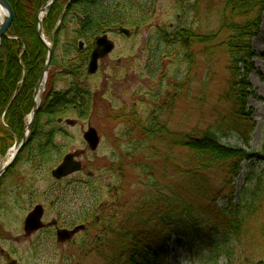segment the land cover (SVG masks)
<instances>
[{
    "label": "trees",
    "instance_id": "16d2710c",
    "mask_svg": "<svg viewBox=\"0 0 264 264\" xmlns=\"http://www.w3.org/2000/svg\"><path fill=\"white\" fill-rule=\"evenodd\" d=\"M9 1L14 9V20L11 32L3 37L0 45L2 155L16 138H23L27 116L33 108L35 86L48 55L38 35L37 19L39 10L48 0ZM130 5L118 0H56L47 10L43 30L54 43L52 65L60 62L63 74L71 82L65 89L48 84L29 141L16 162L25 160L36 168L43 166L61 148L58 134H65L54 122L70 112L81 118L92 112L94 94L83 84V78L89 76L87 63L94 37L107 30H117L119 26L139 29L146 25L149 19L145 11L137 12ZM262 8L264 0L221 1L220 32L226 35L219 45L228 53L230 61L228 89L221 99L233 104L232 111L224 117L226 122L223 119L218 124L205 128L196 126L188 131L170 126L168 117L190 85L188 79L177 81V85L162 96L163 100H153L145 111L138 110L136 105L113 111V119L127 124L122 134L129 141L123 154L114 156L116 161L120 160L118 180L123 176L124 161L131 160L130 164L144 176L143 185L149 190L141 193L133 211L122 220H118L113 193L108 204L100 205L101 218L93 222L92 226L99 225L98 230L91 239L84 237L80 249H90L87 254L95 252L106 258L107 264H168V245L176 235L185 239L190 252L201 253L205 264H219L222 257L232 260L236 246L244 253L246 261L252 262L251 258L264 242V180L262 175L257 176L250 185L236 191L233 178L239 174L242 159H264V146L260 151L247 147L255 130L252 109L248 105L249 74L253 69L252 39L261 30ZM71 25L67 42L60 43V36L68 32ZM156 35L158 42L177 45L183 51L187 72L191 73L194 45L213 48V44L208 43H213L215 37L187 26H161ZM79 39L87 43L84 50L78 48ZM60 47L63 58L58 57ZM43 118L47 119L46 124L42 123ZM231 133L244 144L234 146L226 142L224 138ZM156 145L165 147V152ZM218 167L226 172L227 178L222 187L216 188L210 173ZM156 173H160L161 179L173 181L174 194L182 192L198 197L201 206L185 204L182 212H175L176 207L166 203L163 197ZM88 182L92 185L90 180ZM115 185L117 182L111 188ZM219 199L225 201L223 205L218 204ZM154 218L156 223L152 222ZM64 264L72 263L65 261Z\"/></svg>",
    "mask_w": 264,
    "mask_h": 264
},
{
    "label": "rangeland",
    "instance_id": "374dc122",
    "mask_svg": "<svg viewBox=\"0 0 264 264\" xmlns=\"http://www.w3.org/2000/svg\"><path fill=\"white\" fill-rule=\"evenodd\" d=\"M118 1L131 4L137 12L144 10L149 19L148 23L139 29L124 25L131 29L130 37L119 33L118 30L105 29L116 42L115 51L100 62L97 74L83 78V84L94 94L95 107L92 112L82 118L70 112L60 117L63 119L61 122H54L65 134H58L57 142L61 148L54 152L43 166L36 168L25 160L15 161L1 178L0 264H7L8 257L24 264H64L65 261L72 264H107L106 258L95 252L87 254L90 249H80L83 248L82 240L85 236L91 239L98 230L99 225L94 227L93 222L101 218L100 207L111 201L113 193L117 201L118 220H122L133 211L139 196L148 188L143 185L144 176L139 175V170L130 164L131 160L124 161L123 176L118 180L120 160L116 161L114 156H121L129 141L122 134L127 124L113 119V111L133 105H136L138 110L145 111L153 100H163L162 96L172 90L177 81L187 79L190 85L184 90L182 97L175 104L173 113L168 117L173 129L188 131L196 126L205 128L215 125L232 111L233 104L221 99L228 89L230 78L228 53L219 45L221 38L226 35L225 32H220L222 0ZM135 10L133 11L136 12ZM261 11V30L252 39L253 69L249 74L251 88L248 105L252 109L255 130L247 147L254 151H260L264 146V8ZM161 26H187L201 33L214 34L213 43H208L213 44V48L194 45L192 56L195 57L190 65H193V72H187L183 51L177 45L157 41L156 30ZM72 28L71 25L68 32L60 36V43L67 42V34L72 32ZM81 41H84L83 46L86 47V41L79 39L78 48ZM57 51L58 57L63 58L61 47ZM70 82L71 79L63 74L60 62L52 65L47 88L48 84H51L54 88L65 89ZM68 118L75 119L76 123L67 124L65 120ZM42 123L46 124L47 119L43 118ZM88 125L97 128L101 136L100 146L95 152L90 151L83 138ZM134 138L132 135V139ZM224 140L234 146L244 144L233 133ZM20 141L21 139H17L6 153ZM157 147L161 151L166 150L163 146ZM70 152L79 153L84 169L64 181H56L51 171L61 163L64 155ZM5 157L6 154L2 155L0 152V159ZM158 159L159 156L156 160ZM89 172L93 173L92 177L88 176ZM210 175L216 188L222 187L227 178L221 167L215 168ZM260 175L264 180V159H242L239 174L233 178L235 190H242ZM156 179L160 182L166 203L176 207L175 212H182L181 208L185 204L196 208L201 206L202 201L198 197L182 192L174 194L171 189L173 181L161 179L160 173H156ZM88 180L92 185L88 184ZM116 182L117 185L111 188ZM92 188L97 190L92 191ZM155 190L156 188H153V192ZM217 202L223 205L225 201L219 199ZM37 203L45 207V222L57 218L61 225L68 227L83 222L87 229L68 243H59L56 236L50 232L25 236L24 219ZM106 212L110 213L108 210ZM152 222L157 221L154 218ZM89 224L92 227L90 230ZM86 231H89L88 234H85ZM259 249L251 258L252 262L248 263L244 253L236 246L232 260L222 257L219 264H264V242ZM167 262L205 264L203 255L190 252L185 239L176 235L172 236L168 245Z\"/></svg>",
    "mask_w": 264,
    "mask_h": 264
},
{
    "label": "water",
    "instance_id": "95a60500",
    "mask_svg": "<svg viewBox=\"0 0 264 264\" xmlns=\"http://www.w3.org/2000/svg\"><path fill=\"white\" fill-rule=\"evenodd\" d=\"M56 2V0H48V2L41 7L37 14L38 19V35L40 39L43 41L45 46L48 49V55L44 67L42 69L41 75L36 83L34 96H33V109L28 115V122L25 125V133L24 137L21 142H16L13 148H15V152L13 156L10 158L9 161L6 162L3 169L0 171V178L1 176L7 171V169L14 163L17 156L19 155L22 148L28 142L31 129L33 124L36 120V117L41 109L42 99L45 94L46 90V83L49 74V69L51 65V61L53 58L54 53V44L51 38H46L43 32V19L44 15L47 13V10ZM70 1L65 6L64 12L61 14L59 18V23L63 20L65 10L67 9ZM0 4L5 8L6 14L3 20L0 22V45L1 41L4 36H8L11 32V26L14 20V9L9 0H0ZM119 32L121 34L130 37L132 34L131 29L125 26L119 27ZM80 48L83 47L84 42L81 41ZM116 48V43L113 39H111L107 32L96 36L94 40V48L91 52L90 59L87 65V71L90 75H94L99 70V64L101 59L108 57L111 53L114 52ZM59 121H62L60 118ZM76 122L75 119L68 118L66 119V123L69 125H74ZM84 140L87 142L91 151H96L100 145V135L98 130L90 125L87 130L84 132ZM79 153L77 152H70L67 153L64 157L62 162L52 170V176L56 179H61L63 177L69 176L73 173L79 172L82 170V163L77 157ZM43 213L44 208L42 204H37L34 208L27 214L24 220V232L25 235H30L34 231L41 229L44 226L43 223ZM85 229V224H78L75 227L68 229V228H58L56 237L59 242H65L67 240L72 239L78 232ZM7 264H24L16 259H11Z\"/></svg>",
    "mask_w": 264,
    "mask_h": 264
},
{
    "label": "flooded vegetation",
    "instance_id": "af4514ba",
    "mask_svg": "<svg viewBox=\"0 0 264 264\" xmlns=\"http://www.w3.org/2000/svg\"><path fill=\"white\" fill-rule=\"evenodd\" d=\"M110 31V30H109ZM112 31V30H111ZM86 47H87V43H86ZM94 47V46H93ZM84 46L82 47V49L81 50H84ZM92 50H93V48H92ZM92 50H91V52H92ZM91 52H90V54H91ZM59 121V120H58ZM84 169V168H83ZM83 169H82V171H83ZM8 171V170H7ZM6 171V172H7ZM82 171H80V172H82ZM80 172H78V173H80ZM5 174V173H4ZM3 174V175H4ZM73 175V174H72ZM72 175H69V176H67V177H63V178H61V179H55L56 181H59V182H61V181H64V180H66V179H68L69 177H72ZM88 176H90V177H92L93 176V173L92 172H89L88 173ZM3 177V176H2ZM0 182H1V180H0ZM37 204H41V203H37ZM37 204H35V205H37ZM34 205V206H35ZM43 205V204H42ZM34 206L31 208V210L34 208ZM43 208H44V213H43V223H44V226L41 228V229H39V230H37V231H34L33 233H31L30 235H28V236H31V235H33V234H35V233H38V232H50V233H52L53 235H55L56 236V233H57V229L58 228H68V229H71V228H73V227H75L77 224H75V225H73V226H66V225H61L60 223V220L59 219H57V218H53L52 220H50L49 222H45V216H46V210H45V207H44V205H43ZM30 210V211H31ZM29 211V212H30ZM28 212V213H29ZM27 213V214H28ZM83 222H81V223H78V224H82ZM84 224V223H83ZM86 225V224H85ZM87 227V226H86ZM82 233V232H81ZM80 234V232L79 233H77L72 239H70V240H67V241H65V242H61V243H68V242H70V241H72L77 235H79ZM24 235H25V233H24ZM25 236H27V235H25ZM11 259H15V258H9L8 257V261H7V263L11 260Z\"/></svg>",
    "mask_w": 264,
    "mask_h": 264
},
{
    "label": "bare ground",
    "instance_id": "6f19581e",
    "mask_svg": "<svg viewBox=\"0 0 264 264\" xmlns=\"http://www.w3.org/2000/svg\"><path fill=\"white\" fill-rule=\"evenodd\" d=\"M5 14H6V10H5V8L0 4V22L3 20ZM15 150H16L15 148H11V149L9 150L8 154L6 155V157L0 159V171L3 169L4 165L6 164V162L9 161L10 158L13 156Z\"/></svg>",
    "mask_w": 264,
    "mask_h": 264
}]
</instances>
